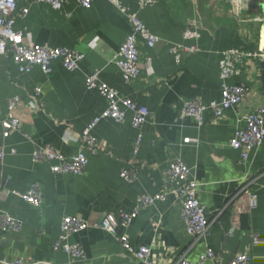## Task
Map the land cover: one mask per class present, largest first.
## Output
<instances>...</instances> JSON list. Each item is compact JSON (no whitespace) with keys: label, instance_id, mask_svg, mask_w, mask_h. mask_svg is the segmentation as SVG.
I'll use <instances>...</instances> for the list:
<instances>
[{"label":"crops","instance_id":"obj_1","mask_svg":"<svg viewBox=\"0 0 264 264\" xmlns=\"http://www.w3.org/2000/svg\"><path fill=\"white\" fill-rule=\"evenodd\" d=\"M122 2L162 38L154 49L140 41V74L131 82L113 61L130 24L110 0H94L90 8L81 7L78 0H66L61 10L18 1L16 31L35 43L67 47L85 57L74 72L58 61L46 74L39 66L21 72L11 55H0V117L6 116L7 100L19 97L24 129L6 139L8 154L0 164V210L23 225L18 232L0 231V257L21 258L25 264H137L116 235L96 226L111 213L120 221L118 235L125 234L135 250L152 247L154 257L166 263L182 257L198 262L210 248L215 258L202 264H227L240 252L247 253L253 264H264V142L246 159L241 149L230 146L236 131L246 126L243 116L251 106L264 103L260 67L254 81L248 72L229 80L253 87L256 96L225 110L221 118L209 109L199 125L194 117L182 114L187 101L220 99V61L225 49L264 51L263 25L239 21L245 11L261 7L264 11V0H156L143 7L140 0ZM27 3L30 11L23 18L20 9ZM190 21L200 33L201 49L177 62L169 47L194 42L183 37ZM147 56L152 57V75L145 64ZM94 71H99L101 82L150 111L140 143V129L133 125V113L128 110L122 122L105 118L96 124L92 134L101 144L97 154L83 144L84 129L108 107L98 89L87 87V77ZM36 87L42 91L36 93ZM185 137L198 142L184 143ZM39 145H51L68 157L83 151L88 164L80 175L55 172V161L33 158ZM175 156L194 167L201 182L199 197L210 218L209 235L196 244L182 220L180 199L170 190L166 169ZM125 168L135 173L134 182L121 177ZM250 179L254 184L249 190L256 193L254 206L246 189ZM34 183L43 193L39 207L15 193L26 192ZM163 190H167L164 199L142 208L129 224L121 222L124 213L134 212L141 196ZM68 215L91 224L70 237L84 250L85 259L53 248Z\"/></svg>","mask_w":264,"mask_h":264},{"label":"built area","instance_id":"obj_2","mask_svg":"<svg viewBox=\"0 0 264 264\" xmlns=\"http://www.w3.org/2000/svg\"><path fill=\"white\" fill-rule=\"evenodd\" d=\"M19 0H0V55H11L14 61L19 65L21 72H30L33 67L39 66L41 70L49 74L52 66L61 61L64 67L74 72L79 68L80 62L85 55L80 52L72 51L67 47H50L33 42L25 37L22 31L15 30V13L18 9ZM32 3L47 4L54 9L61 10L66 0H30ZM123 14L129 24L130 31L126 35L124 41L113 56L122 70L123 77L127 82L136 79L140 74L139 64L141 62V52L139 49L140 41L154 49L162 41V38L151 31L145 22L141 19L138 12L133 11L129 6L125 5L122 0H110ZM262 1V0H260ZM83 8H90L94 0H78ZM156 0H140L141 6L148 3H155ZM30 11V4L20 9V16L25 18ZM239 18L240 22L257 21L264 28V11L263 8L258 10H248L243 12ZM183 37L185 40H192L190 43H171L170 52L175 56L177 62L184 57L198 52L201 48L197 43L200 33L196 29L194 23L190 21L184 30ZM264 63V51L254 47L229 48L223 51L220 61V78L222 81V95L220 99L204 103L201 99H193L187 101L182 110V114L194 117L199 125L204 123V114L207 110H213L217 118H221L225 110L235 109L255 97L253 87L246 83L231 84L229 80L233 77L248 72L251 80L254 81V75ZM147 71L152 75V57L147 56L145 59ZM262 81V80H261ZM87 87L90 89H98L108 101L107 109L99 116L95 117L91 123L84 129L81 134L83 144L91 149L93 154H97L101 149V144L92 134V130L96 124L105 118H111L116 122L124 121L127 111L133 113V125L140 129L138 143L142 140V128L148 121L150 111L145 106L138 105L133 99L123 97L119 91L107 84L101 82L99 71H94L87 77ZM257 84V82H255ZM41 87H36L35 92L40 93ZM3 104L0 102V109ZM23 103L19 97H13L7 100V113L5 117H0V164L4 163L8 154L6 139L15 131H23L22 119L19 115V109ZM243 118L246 121L244 128L238 129L235 136L230 141V146L235 149L242 150V158L246 159L253 148L259 147L264 142V103L251 106V110L246 113ZM29 138V135L25 133ZM70 137V136H69ZM198 142L197 138L185 137L184 143ZM138 146V144H137ZM14 151V150H13ZM33 158L39 161H55L52 170L59 173H70L80 175L83 173L88 164V157L83 151L75 155L66 156L57 151L51 145H39L33 151ZM170 190L175 192L181 202V217L186 226L187 232L193 237V243L206 240L209 235L210 218L199 197V188L201 182L195 175L194 167L184 163V161L175 156L172 158L166 169ZM121 177L128 183L135 181V173L125 168L121 172ZM254 181L248 180L246 189L250 195V205L256 204V193L252 189ZM22 199L35 205L41 206L43 202V193L37 183L24 193L15 191ZM167 190L160 191L153 196L143 195L139 198L138 205L132 214L124 213L121 217L123 224H129L132 218L144 208L151 206L157 199H164ZM120 221L111 213H107L102 222L96 226L101 227L105 231L116 235L119 242L128 253L135 257L137 264H202L207 259L215 258L212 249L207 248L198 262H192L188 258L182 257L178 261L166 263L161 258H155L153 249L149 246H142L134 249L125 234H117ZM22 222L16 216L0 210V231L4 233L18 232L22 228ZM91 224L78 216H65L61 224V233L54 243V250L62 251L71 255L74 259H85V252L81 246L71 241L72 234L85 231L90 228ZM0 264H25L23 259L17 258L9 261L0 257ZM227 264H253L252 258L245 252L236 254Z\"/></svg>","mask_w":264,"mask_h":264},{"label":"water","instance_id":"obj_3","mask_svg":"<svg viewBox=\"0 0 264 264\" xmlns=\"http://www.w3.org/2000/svg\"><path fill=\"white\" fill-rule=\"evenodd\" d=\"M261 80H262V87L264 90V63L262 64V67H261Z\"/></svg>","mask_w":264,"mask_h":264}]
</instances>
